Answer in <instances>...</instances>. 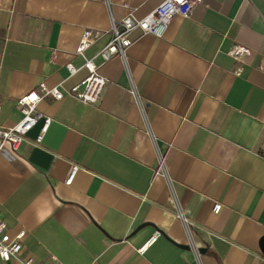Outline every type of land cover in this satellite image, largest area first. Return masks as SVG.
<instances>
[{
	"label": "crops",
	"instance_id": "obj_1",
	"mask_svg": "<svg viewBox=\"0 0 264 264\" xmlns=\"http://www.w3.org/2000/svg\"><path fill=\"white\" fill-rule=\"evenodd\" d=\"M164 1L0 0V128L21 121L17 100L40 83L81 82L87 72L67 65L95 57L112 20L143 19ZM85 29L103 36L77 57ZM133 38L128 67L116 56L100 68L98 105L46 99L43 143L40 121L18 150H0V220L11 237L26 232L11 264H264V0H203L162 38Z\"/></svg>",
	"mask_w": 264,
	"mask_h": 264
},
{
	"label": "built area",
	"instance_id": "obj_2",
	"mask_svg": "<svg viewBox=\"0 0 264 264\" xmlns=\"http://www.w3.org/2000/svg\"><path fill=\"white\" fill-rule=\"evenodd\" d=\"M203 0H166L159 5L150 15L143 19H138L133 13L129 14L122 21L116 22L112 20L111 39L93 57L85 59L81 68L76 67L73 63L67 65L68 72L71 76L76 75L80 70L84 69L87 76L78 84L71 87L68 91L62 89V84L49 88L44 82L40 83L17 100V107L22 115L19 123L10 128H0V150L4 151L7 144H10L14 150L27 140L29 133L37 126L40 121H43L40 134L35 140V145L39 146L43 143L46 134L53 122L51 117L44 115L40 110V104L46 99L62 101L67 96L76 99L86 105L96 106L100 103L108 81L103 77L99 70L102 65H105L114 57L118 56L127 65V52L134 44L133 34L140 31L142 35L152 34L158 38H162L166 32L169 23L176 16L188 17L195 4L201 3ZM103 36L102 32L92 29H85L82 34L81 42L76 49L77 57H85L87 51ZM249 51L244 48H236L233 51V56L240 58L248 54ZM100 60V63L97 61ZM131 93L136 97L142 113L145 114L146 104H144L136 92L134 82L130 76ZM80 167L74 165L66 180L67 185H71L76 177ZM158 175L166 177L170 182V177L167 171V154L161 153L158 150ZM222 210V205L216 203L214 205V213L219 214ZM178 218L183 222L187 232L191 233V228L195 225L185 217L181 209L177 212ZM162 237L160 231H156L154 235L139 248V252L144 254L151 248L156 241ZM26 232L22 231L15 237L9 234L7 224L0 220V264H11L17 261L18 257L24 250V241ZM199 256V249H195ZM18 264H41L34 256L27 257ZM54 264L57 260L54 259Z\"/></svg>",
	"mask_w": 264,
	"mask_h": 264
},
{
	"label": "water",
	"instance_id": "obj_3",
	"mask_svg": "<svg viewBox=\"0 0 264 264\" xmlns=\"http://www.w3.org/2000/svg\"><path fill=\"white\" fill-rule=\"evenodd\" d=\"M186 248H188V247H186ZM261 250H262V253L264 255V237H263V239L261 241ZM200 252H205V250H200Z\"/></svg>",
	"mask_w": 264,
	"mask_h": 264
}]
</instances>
